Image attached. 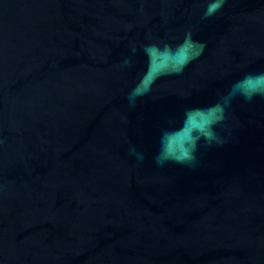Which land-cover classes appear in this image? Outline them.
Here are the masks:
<instances>
[{"label": "water", "instance_id": "95a60500", "mask_svg": "<svg viewBox=\"0 0 264 264\" xmlns=\"http://www.w3.org/2000/svg\"><path fill=\"white\" fill-rule=\"evenodd\" d=\"M0 264H264V0H0Z\"/></svg>", "mask_w": 264, "mask_h": 264}]
</instances>
